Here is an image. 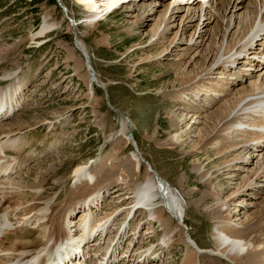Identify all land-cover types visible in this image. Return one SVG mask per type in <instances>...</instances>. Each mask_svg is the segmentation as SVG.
<instances>
[{"label": "rangeland", "instance_id": "obj_1", "mask_svg": "<svg viewBox=\"0 0 264 264\" xmlns=\"http://www.w3.org/2000/svg\"><path fill=\"white\" fill-rule=\"evenodd\" d=\"M186 1L189 0H124L102 13L103 16L93 23L92 11L77 0H0V89L8 90V96L5 95L8 99L15 91L14 105L17 106L16 114L0 122V126L20 128L23 124L25 129L17 132L18 143L13 147L18 152L27 150L24 160L29 155L31 157L14 178L23 174L29 177L26 172L33 169L35 176L32 179L35 180L38 174L51 170L53 176L43 190H48V198L53 204L57 202L64 206L69 190L82 185L72 180L78 166L89 164L91 175L88 174L86 179L93 184L97 176L110 172L114 164L127 163L136 153L141 163L139 171L134 163L137 177L131 176V179L142 180L149 165L182 195L179 207L187 212L186 221L185 225L173 228L171 236L176 237L169 243V248L159 240L166 233L164 227L160 223L152 224L145 210L131 222L133 215L124 221L127 214L119 210L118 221L111 227L112 235L104 234L98 240L103 250H111L109 244L114 235L116 241L128 228L125 234L127 244L117 252L112 261L114 264L137 262L134 251H131L139 250L145 243L158 249L157 264H184L191 256L184 243L190 241L189 234L207 250H195L196 264H230L215 253L212 234L221 212L207 208L213 199L211 187L197 174L199 164H205L208 169L218 164L209 163L207 156L196 152V147L206 130L208 118L231 97L249 89L253 80L245 87L235 88L234 83L243 80L246 74L257 73L258 64L264 57L252 54L248 56L250 59L244 60L238 68L235 65V69L229 72L210 70L209 73L214 75L204 72L197 76L209 62L204 57L206 51L214 41L219 45L220 30L227 32L228 20L223 21V16H231L232 7L241 0H231L230 4L229 0H212L211 4V0H191L201 2L194 7L198 16L191 17L188 6L182 13L173 12L177 22L171 23L169 32L165 33L166 21L170 17L167 15L165 21L163 19L166 7L174 2L183 7ZM99 2L105 4L102 0ZM204 2V9L211 5L212 12L219 14V20L206 28H203L207 19L205 10L199 12ZM261 3L262 0H245L244 5L256 9ZM176 6H171L170 14ZM261 12L264 13V8ZM143 15L151 17L147 18L144 28L137 29ZM45 21L54 24L53 30L44 39L32 42L30 38ZM235 22L237 20L233 19L232 24ZM185 24L193 28L183 31ZM202 28L207 37L203 43L199 38ZM258 37L256 40L264 45V36ZM195 45H199L198 48ZM262 45L259 47L263 48ZM199 52L198 65L191 67L190 61ZM188 74L196 79L186 81ZM197 82L200 85H196ZM187 89L191 91H187L185 103L180 102V93ZM195 93L200 97H194ZM194 108L202 110L200 119V114L192 111ZM25 114L29 116L22 117ZM182 130L188 133L186 145L171 147L170 140ZM249 152L248 157L254 151ZM227 173L219 175L213 182L216 194L223 198L231 197L237 189L236 184L241 183ZM214 175L217 176L218 171ZM110 192L105 195L101 192V196H105L101 212L109 210L112 213L119 203L118 197ZM261 193L254 196L248 193L245 198L232 199L229 206L224 207V211L229 212L226 215L242 227V223L258 211L250 204H261L264 198ZM170 209L171 205L164 207L176 226ZM81 213L86 214L84 208L77 214L75 223H82ZM237 214L239 216L233 217ZM10 226L14 227L13 224ZM3 233L0 232V238ZM38 236L39 233L35 232L32 240ZM259 236L264 241V232ZM235 264L253 263L249 259Z\"/></svg>", "mask_w": 264, "mask_h": 264}, {"label": "bare ground", "instance_id": "obj_2", "mask_svg": "<svg viewBox=\"0 0 264 264\" xmlns=\"http://www.w3.org/2000/svg\"><path fill=\"white\" fill-rule=\"evenodd\" d=\"M99 1L77 0L78 3L86 6L90 12L92 11L93 15L91 18L93 23L103 16L102 13L112 10L124 0H102L105 4ZM198 3L200 4L201 2L189 0L182 7V4L174 2L172 3L174 6L178 5L174 8L175 10L171 11V14L169 11L173 5L169 3L163 18L165 21L166 17L170 16L167 18L168 21H166L165 33L169 32L171 23L177 22V19L174 17L175 13L173 12L182 13L184 7L188 6L189 15L195 19L198 16L196 15L198 11L194 7ZM230 3L231 0H229ZM244 4L245 0H241L240 4L236 2L232 7V10L235 12L233 11L232 13L231 11V16H223V21L228 20L227 32L230 30L228 33H223L221 25H218L219 29H221V36H219L220 33L219 35L216 34V37L219 36L220 39L219 45L217 46V42L214 41V45H211L209 50L206 51L204 57L209 62L207 65L204 63L205 66L202 65L203 68L200 73L196 74L197 76L204 72L205 74L214 75L209 73L210 70L214 72L222 69L229 72L238 68L244 60L250 59L248 56L252 54L264 57V47H259L262 44L261 42L259 44L256 40L259 38L258 36H264V13L262 14L261 12L264 8V0H262L261 7L257 6L256 9L245 8ZM204 6L205 2L202 4L199 12L205 10L207 19L203 28H206L213 21L219 20V14L212 12L211 5L205 9ZM150 17L143 15L138 21L137 29L144 28L147 18ZM233 19L234 21L237 20V23L232 24ZM53 26L54 24L50 21H45L41 29L30 38L31 41L35 43L39 39H44L53 30ZM192 28V25L185 24L183 31ZM203 28L200 29L201 32L199 34L202 43L207 38L203 34ZM205 32L208 34L209 30ZM226 39L227 42H225ZM255 41L258 42L256 45H254ZM198 46L195 45V48H198ZM223 49L224 54L222 55ZM200 55L201 53L199 52L190 61L191 67L198 65ZM235 65L236 67L234 68ZM258 66L257 73L246 74L243 80H239L236 84L234 83L236 85L235 88L245 87L248 81L253 80L251 85L249 84L250 88H245L243 91L240 88L242 93L239 92L238 96L234 95L235 97H231L230 100H225V105L220 110L216 111L209 118L207 117L206 130L202 133V137L196 147V152L204 157L207 156L209 163L218 164L212 169H208V166L203 163L199 164L197 166V174L202 181L211 187L213 199L212 204L210 203L211 205H206L207 208L209 211L221 212V216L219 215L220 217L215 224L212 234L216 245L215 253H217L218 257H223L230 264L249 259H251L253 264H264V246H262L264 245V241L259 236V234L264 232V198L261 204H250V207L258 211L250 215L244 224L242 223V227L240 226L241 224L236 223L229 217L230 215H228L229 212L227 210L224 211V207H228L232 199H236L237 197L238 199L245 198L249 196L248 193H253L250 196H254L259 192L264 194L263 58ZM214 67L215 69H213ZM89 71H91L90 67ZM194 79H196V76L192 77L191 75L185 78L186 81ZM185 80L182 81L185 82ZM199 83L195 84L200 85ZM235 88L233 89L235 90ZM187 91L191 90L187 89L180 93V102L183 101L185 103L184 97L187 95ZM14 92L9 94L8 99V90L3 91V89H0V122H5L16 114L17 106L15 107L14 105V100L16 99ZM5 95L7 96L5 97ZM194 97H200V94L195 93ZM192 111L200 114L198 119L201 118L202 110L194 108ZM27 116L29 115H22V117ZM181 123L182 121L179 125ZM23 129H25L23 124L20 128L12 125L0 126V232H4V235L0 238V264H45L49 260V257L55 256V254L71 256L76 254L74 257H77L76 261L79 260L80 262L77 261L73 264H103L102 261H106L107 264H114L112 261L117 257V252H121L122 248L127 244L125 234L128 228L125 229L126 232L120 234L116 241L114 240L116 235H114L109 244L112 246L111 250H103L102 244L98 240L104 234L112 235L111 227L115 221H118V217L120 216L119 210H124L127 214V218L124 221L131 214L133 215L130 222L137 216H140L141 212L145 210L146 214L151 217L150 221L152 224L160 223L164 227L166 233L159 240H161L162 245H165V248H169V243L176 237L171 236L175 230L173 228L181 224L185 225L186 221L187 212L179 207V199L182 195H180L177 189L172 188L168 181L160 177L152 167L147 165V173L142 180L131 179V176L137 177L136 170L139 171V164L141 163L139 155L135 153L130 161L121 166L112 164L113 169L110 172L108 171L109 173L97 176L98 178H96L93 184L86 179L87 175L91 173L89 164L78 166L73 173L72 180L79 184L82 183V185L76 186L75 189H70L65 205L61 206V203L56 204L57 202H54L53 204L48 198V190H43L49 184L48 180L53 176L51 170L38 174L35 180L32 179L35 176V170L33 171V169L26 172V176L29 175V177H25L23 172H21L23 175L20 174L21 176L18 175L19 177L16 176L17 178H14V175L20 173L23 170L22 168H24L23 165L31 158L29 155V158L24 160V152L27 150L18 152L13 147L16 142L18 143L17 132ZM187 134V131L184 130L181 133L175 134L170 140L171 147L172 145L173 147L174 145L185 146ZM251 149L254 152L248 157L247 154ZM134 163L138 167H136V170L134 169L135 166H133ZM233 169H235L234 172L232 171ZM213 171H218V175L215 176ZM225 172H229L227 174L231 179L241 181V183L236 184V186L238 185L237 189L234 190L229 198H223L218 193L217 195L213 189L214 180ZM85 179L86 181H84ZM256 187H259V190H256ZM102 191L103 195L111 191V194H115L118 197L119 203L116 205L114 212L110 213L108 212L109 210L105 213L101 212L105 199V196H101ZM222 193L225 194L224 192ZM206 199L204 200L206 201ZM167 204L172 207V210H170L174 215V221L177 223L176 226L167 216L166 210H164ZM81 208H84L86 214L81 213L83 215L81 218L82 223H75L76 216ZM244 209L240 211L243 212ZM226 213L228 214L226 215ZM237 216L239 215L237 214L233 217ZM10 224H13L14 227L10 226ZM35 232H38L39 236L36 240H32ZM189 239L190 241H184V243L187 245L191 256L184 261V264H196L194 262L195 250L198 252L207 250L201 248L190 234ZM131 244L132 241L129 248ZM59 251L61 252L57 253ZM133 251L137 257V262L131 263V260L128 264L158 263V259L155 256L159 251L152 248L149 243H145L139 250L137 248V250L133 249L131 252Z\"/></svg>", "mask_w": 264, "mask_h": 264}, {"label": "water", "instance_id": "obj_3", "mask_svg": "<svg viewBox=\"0 0 264 264\" xmlns=\"http://www.w3.org/2000/svg\"><path fill=\"white\" fill-rule=\"evenodd\" d=\"M90 67H91V65H90ZM148 165V164H147ZM149 166V165H148ZM149 167H151V166H149Z\"/></svg>", "mask_w": 264, "mask_h": 264}]
</instances>
